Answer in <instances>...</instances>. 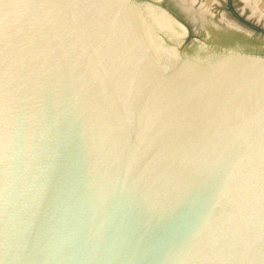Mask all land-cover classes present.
<instances>
[{
  "label": "water",
  "instance_id": "water-1",
  "mask_svg": "<svg viewBox=\"0 0 264 264\" xmlns=\"http://www.w3.org/2000/svg\"><path fill=\"white\" fill-rule=\"evenodd\" d=\"M212 1L0 0V264H264V56L222 54L264 36Z\"/></svg>",
  "mask_w": 264,
  "mask_h": 264
},
{
  "label": "flooded vegetation",
  "instance_id": "flooded-vegetation-1",
  "mask_svg": "<svg viewBox=\"0 0 264 264\" xmlns=\"http://www.w3.org/2000/svg\"><path fill=\"white\" fill-rule=\"evenodd\" d=\"M242 3H243L242 0H213L212 4H211V9H210L209 13H207V14H210V16H212V17H216L220 23L227 26L220 19L221 13L225 12V14L230 19L237 22L239 24V26L242 28V30L236 28L234 33L242 34V35H245L246 37H250V38L257 35V34H259L260 36H264V24L262 22H257L256 20H254L252 18H249V15H248L249 10L246 9V10L242 11V7L244 6V5L241 6ZM161 6L163 8H165L164 5H161ZM166 10L170 13V11L168 9H166ZM245 46L247 47V45H245ZM231 51L264 56V53H258L252 47H250V48H245V47L242 48L241 47V48L228 49V50L224 51V53H222V54H225V53H228Z\"/></svg>",
  "mask_w": 264,
  "mask_h": 264
}]
</instances>
